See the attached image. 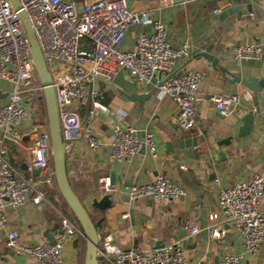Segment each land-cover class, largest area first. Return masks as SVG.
<instances>
[{
	"label": "crops",
	"instance_id": "0c3cea01",
	"mask_svg": "<svg viewBox=\"0 0 264 264\" xmlns=\"http://www.w3.org/2000/svg\"><path fill=\"white\" fill-rule=\"evenodd\" d=\"M126 2L136 10L156 7L153 18L164 23L169 45L179 48L184 41L190 45L193 54L176 58L175 68L203 73L197 85L199 98L194 104L192 132L196 136V145L185 143L191 133L183 131L174 122L178 106L171 97L158 96L153 85H137L130 75L120 71L112 82L102 83L98 88L100 101L108 107V114L95 110L86 115V106L79 108L82 125L89 126L98 145L92 148L84 139L64 138L65 169L72 190L89 211L97 233L112 232L115 243L120 247L148 249L156 247V243L160 247L182 239L185 264H219L225 251L240 255L241 264H264V241L257 251H246L240 237L230 224L225 223L217 206L220 187L247 180L253 174L261 175L264 181V90L257 92L259 112L254 114L249 131L242 134L239 133L243 123L241 118L254 108L252 100L240 99L237 109L228 115L218 114L209 100V96L215 93L227 95L249 91L253 95L241 82L230 81L231 75L245 81L264 77V0H250L251 12L238 18L236 14H230L223 20L216 15L226 8L242 4L243 0ZM216 8L220 9L217 14L213 12ZM152 28L151 23H145L128 29L122 40V49H132L139 34L149 33ZM212 37L216 38V43L222 41L229 48L224 52L227 61L219 62L228 73L211 67L207 59L197 55L202 45ZM234 44H259L262 57L235 58L230 50ZM10 88L7 81L0 79V106L5 104ZM144 94L147 95L137 99ZM25 107L27 116L20 126L21 141L15 144L5 140L3 146L11 164L32 177L36 174L27 167V146L35 139L32 127L41 123L48 128L43 91L32 96ZM119 122L134 127L140 133H151L155 153L145 149L127 159L117 160L111 154L110 144L113 139L111 128ZM225 138H229L227 143L217 144ZM219 151L222 157L218 155ZM160 174L181 186L184 194L168 202L148 195L132 200L128 198L131 183L149 182ZM106 175L111 177L115 189L109 194L111 206L101 213L90 207V202L101 197L98 181ZM54 190L51 198L46 194L49 202L34 205L28 199L17 211L5 207L8 218L0 226V264H37L34 259L21 255L23 259H17L5 245V234L14 229L23 242L48 241L47 235L58 228V210L63 211L57 186L49 191ZM259 209L264 213V194ZM211 212L219 215L218 223L224 230L220 238H213L207 229ZM124 213L128 214L126 218L122 217ZM69 215L73 219L71 212ZM186 221L196 225L198 232L189 235L184 227ZM85 245L83 235L70 239L62 250L63 264H83Z\"/></svg>",
	"mask_w": 264,
	"mask_h": 264
},
{
	"label": "built area",
	"instance_id": "2783aa9c",
	"mask_svg": "<svg viewBox=\"0 0 264 264\" xmlns=\"http://www.w3.org/2000/svg\"><path fill=\"white\" fill-rule=\"evenodd\" d=\"M25 14L48 64L51 87L54 92L59 126L66 140L84 139L89 147L98 141L89 126L82 125L79 108L90 98V111L108 114L109 109L100 101L98 88L110 83L125 71L137 85L151 84L157 95H167L178 106L174 122L189 131L195 125V107L198 100L197 85L203 73L195 70H177L175 60L190 57L193 52L188 41L179 48L169 45L166 28L153 18L151 9L136 10L126 0H17ZM220 9L213 10L217 14ZM152 24V31L141 32L132 49H122V40L128 29L135 25ZM238 59H260L259 44H234L230 48ZM0 79L11 88L5 104L0 106V226L7 221L5 207L17 211L28 199L34 205L49 202L47 191L56 186L51 165L48 128L41 123L32 127L35 139L27 146L30 171L26 176L14 167L3 146V141L18 143L22 139L20 126L27 116L25 103L42 91L25 35L22 21L10 0H0ZM249 91L242 94H211L209 100L216 112L228 115L234 112L240 99H251ZM113 139L111 154L117 160L127 159L141 150L155 153L152 135L138 132L125 123L111 128ZM115 186L110 176L98 181L100 196L109 195ZM184 194V189L167 176L160 174L154 180L131 183L127 196L130 200L148 195L161 201H172ZM264 194L263 177L253 174L249 179L220 187L217 206L240 237L243 248L257 251L264 241V213L259 203ZM127 213L122 215L123 218ZM218 213L208 215L207 227L213 238L224 234L218 223ZM189 235L198 227L184 223ZM82 235L80 226L64 211L58 210V228L50 241L23 242L17 232L10 229L5 234V245L15 254L32 258L37 264H63L62 250L70 239ZM96 252L99 264H185L182 239L160 247L141 249L137 246L120 247L112 232L98 234ZM219 264H241V257L225 251Z\"/></svg>",
	"mask_w": 264,
	"mask_h": 264
},
{
	"label": "water",
	"instance_id": "95a60500",
	"mask_svg": "<svg viewBox=\"0 0 264 264\" xmlns=\"http://www.w3.org/2000/svg\"><path fill=\"white\" fill-rule=\"evenodd\" d=\"M10 1L12 2L14 9L18 11V15L22 21L25 35L29 42L30 52L35 66L36 74L42 86L45 107H46L53 174L58 192L60 193L61 197L66 203L69 211L71 212L73 219L80 226L82 235L86 240L83 264H99V260L96 252L97 239H98L97 229L94 225V222L90 216L89 211L78 199L67 179L66 169H65L66 140L64 139L59 126L54 92L51 87L50 72L46 61V57L40 48L39 42L30 24L28 23L25 14L20 10L18 1L17 0H10ZM251 11H252V6L250 0H243L242 4L235 5L222 10L216 15V17L220 20H223L230 14H236V18H238L241 15H245ZM216 42H217L216 38L214 37L210 38V41L202 45V47L200 48L201 50L197 53V55L203 56L205 59H207L211 67L216 68L222 71L223 73H225L227 72L226 67L220 66L219 62L227 61V57L224 55V52L227 51L229 48L227 45L222 43V41H218L220 43H216ZM218 50L220 51V53L219 52L216 53V51ZM230 81L241 82L243 85H245L249 90L253 92L251 100H252V104L254 105V108L242 116L241 119L243 123H242V127L239 129V133L241 134L246 133L249 131L254 121V114L259 112L256 94L258 91H261V89L264 90V77L259 79L252 78L249 81H245L240 79V77L238 76L231 75ZM147 94L141 95V97H137V99H141L142 97H145ZM90 106H91V102H90V98H88L86 103V115H88L90 111ZM189 132L191 133V136L185 141V143L195 146L196 136L192 132V129L189 130ZM228 141L229 138H225L222 139L221 141H218L217 144L220 145L222 143H227ZM218 155L222 157V153L220 151L218 152ZM33 173L36 174L37 170H33ZM110 206H111V199L109 195H103L99 198H93L90 202V207L101 213L104 212ZM46 238L48 241L53 243L52 234L47 235ZM158 246L159 244L156 243V247ZM12 253L17 259L19 260L23 259V257H21L20 255L14 254V252Z\"/></svg>",
	"mask_w": 264,
	"mask_h": 264
},
{
	"label": "trees",
	"instance_id": "16d2710c",
	"mask_svg": "<svg viewBox=\"0 0 264 264\" xmlns=\"http://www.w3.org/2000/svg\"><path fill=\"white\" fill-rule=\"evenodd\" d=\"M47 193H48V195H49L50 198H51V195H52L53 193H55V190H54V192H53V191H48ZM56 193H57V191H56ZM60 206H61V208H62L63 211L68 212V213L70 214V211H69V209H68L66 203L62 200V198H61ZM100 264H101V263H100Z\"/></svg>",
	"mask_w": 264,
	"mask_h": 264
}]
</instances>
